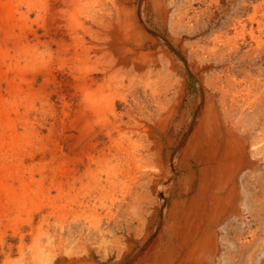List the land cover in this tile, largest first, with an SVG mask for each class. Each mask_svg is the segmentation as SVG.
<instances>
[{"label":"rangeland","instance_id":"obj_1","mask_svg":"<svg viewBox=\"0 0 264 264\" xmlns=\"http://www.w3.org/2000/svg\"><path fill=\"white\" fill-rule=\"evenodd\" d=\"M0 2L11 7L10 19H0V179L12 189L10 196L0 189V264H76L75 259L128 264L149 241L173 197L163 205L150 202L160 198L155 188H135L138 181L133 185L141 168L113 157L97 163L116 144L90 145L74 125L81 100L74 67L84 50L80 33L66 17L71 1ZM210 2H216L211 18L190 22L192 28L174 27L178 43L170 45L177 52L165 57L169 62L163 67H170L172 79L177 76L169 94L173 102L184 90L183 107L192 110L201 90L209 95L223 131L216 162L229 138L234 166L219 169L220 195L227 198L212 225L204 219L195 237L203 242L211 229V244L181 264H264V0H174L165 32L177 8L193 17V10ZM92 54L89 70L101 67L106 57L104 51ZM159 82L162 87L163 79ZM218 88L227 90L225 98ZM149 107L153 110L154 103ZM91 121L96 131L115 134L112 124ZM224 125L230 127L228 134ZM168 138L181 141L170 132ZM137 141L123 140L122 147L131 149ZM174 149L169 148L172 155ZM172 155H164L167 163ZM194 178L195 187L197 173ZM81 246L88 250L85 259Z\"/></svg>","mask_w":264,"mask_h":264},{"label":"bare ground","instance_id":"obj_2","mask_svg":"<svg viewBox=\"0 0 264 264\" xmlns=\"http://www.w3.org/2000/svg\"><path fill=\"white\" fill-rule=\"evenodd\" d=\"M70 1L66 17L70 27L77 30V34L80 33L79 38L84 50L81 62L74 67L81 93L80 107L73 120L74 125L88 138L90 145L98 141L100 144H104L105 141L116 144V150L108 152V158L102 154V158H97V163L102 159L108 160L113 157L120 158V161L123 159L126 165H138L141 168V178L135 179L134 175L133 185L138 181L135 188L141 189L147 186L150 190L155 188L160 198L155 201L149 199L150 202H155L157 206L163 205L168 202L170 196L173 197L169 206L163 211L160 224L156 230H153L155 232L152 233L149 241L145 242L139 251L134 252L128 264H181L190 256L195 257L201 253V250L204 253L212 242L211 229L206 233L203 242H199L195 237L202 230L204 219H208L212 225L214 217L219 216L216 210L222 199L227 198L226 195H220L221 187L217 183V175L222 166L224 168L234 164L232 163L234 145L233 140L228 138L222 151V160L216 162L223 131L216 121L209 95L207 96L200 89L197 104L192 110H188V106L183 107L184 90H180L179 96L173 102L169 94L174 84L172 80L177 76L172 79L173 71L169 70V66L167 68L163 66H167L169 62L165 57L173 51L170 42L178 43L175 35L178 33L174 27L182 24L192 28L190 22L196 25L201 18L208 19L214 14L215 10L211 7L216 2L206 4L203 9L193 10V17H188L186 10L177 8L175 18L169 22L166 33L170 4L174 0H137L136 3L134 0ZM10 13V4L0 2V19L5 21L10 17ZM100 51L106 53L104 64L89 70V63L92 64L91 54ZM157 56L164 58L163 61L162 59L157 61ZM108 73L112 77L110 76L109 81L105 83ZM159 78L164 81L162 87ZM213 89L217 92L215 88ZM218 89L225 98L227 90ZM144 97L149 99V105L152 106L154 103L153 110L149 105L146 106L147 100ZM161 97L162 100H158ZM221 106L223 107V104ZM203 112L206 114H202ZM224 113L227 116V112ZM225 118L223 117L224 120ZM91 120L96 122L102 120V124L104 121L112 124L115 134L109 129L96 131L91 127L92 125L90 126ZM229 128V126L224 127L227 134ZM200 131L203 132L201 138ZM169 132L173 136H179L181 141L174 142V138L169 139ZM183 133H185L184 137H182ZM116 134L118 138L120 137V142H117ZM137 138L139 141L136 145H132L131 149L122 147L123 140L131 143ZM142 139H145L146 143L141 142ZM173 145L176 150L174 149L172 155L169 148ZM165 154L172 155L168 163L164 159ZM196 173L198 180L194 187ZM10 186L0 179L1 191L8 193ZM204 212L207 215L204 216ZM80 251L85 259L88 250L82 247ZM72 255L74 254L71 252L69 257ZM125 256L127 254L122 259ZM72 259H75V256ZM79 262L75 259L76 264H80Z\"/></svg>","mask_w":264,"mask_h":264}]
</instances>
